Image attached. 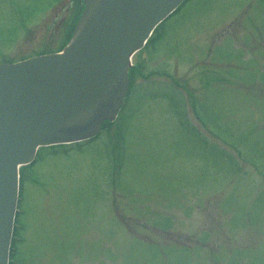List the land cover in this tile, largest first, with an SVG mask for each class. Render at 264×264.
Returning a JSON list of instances; mask_svg holds the SVG:
<instances>
[{
  "label": "rangeland",
  "instance_id": "374dc122",
  "mask_svg": "<svg viewBox=\"0 0 264 264\" xmlns=\"http://www.w3.org/2000/svg\"><path fill=\"white\" fill-rule=\"evenodd\" d=\"M76 10L0 0V62L60 47ZM133 65L108 130L28 169L22 264H264V0H188Z\"/></svg>",
  "mask_w": 264,
  "mask_h": 264
},
{
  "label": "water",
  "instance_id": "95a60500",
  "mask_svg": "<svg viewBox=\"0 0 264 264\" xmlns=\"http://www.w3.org/2000/svg\"><path fill=\"white\" fill-rule=\"evenodd\" d=\"M184 0H84L63 53L0 63V264H9L19 169L40 147L95 138L130 89L132 57Z\"/></svg>",
  "mask_w": 264,
  "mask_h": 264
},
{
  "label": "trees",
  "instance_id": "16d2710c",
  "mask_svg": "<svg viewBox=\"0 0 264 264\" xmlns=\"http://www.w3.org/2000/svg\"><path fill=\"white\" fill-rule=\"evenodd\" d=\"M81 3H82V0H78V1H77V4L79 5V10H76V11H75V12H76V13H75L76 15H75V17H74V19H73V22L70 24V28H69V30H68V33H67L66 38H65L64 41H63V44H62L60 47H58L57 49H51V50H48V51H46V52H42L41 54H46V53H51V52H58V51H61V49H63V48L68 44V42L70 41V39H71V37H72L73 30H74L75 25H76L75 23H76V21L78 20L80 14H81V11H82V4H81ZM52 31H54V30H52ZM38 55H39V54H38ZM24 59H26V58H24ZM6 60H7V62H17V61H15V60H9V59H5V60H3V61H6ZM22 60H23V59H22ZM138 73H139V67L136 66V65H133V67H132L131 70H130V79H131V81H132V84H133L134 79H135V77H136V75H137ZM133 85H134V84H133ZM133 85H132V87H133ZM132 87H131V90H132ZM181 108H183V107H178V106L176 105V107H175V111L178 112L177 115H179V118H180L182 124H184V125H186V126H189V122H188V120L186 119V117L184 116V114H182V112L180 111ZM108 125H109V126H108ZM109 127H111V123H110V122H106L105 125H104V130H105V129L108 130ZM70 146H72V145H69V146H66V147H70ZM51 151H52V153H55V154L58 153V151H57V147H56V146L52 147V148H51ZM28 168H29V166H25V167H22V169H21V189H22V191H21V196L24 195V194H23V192H24L23 184H25L26 171H27ZM22 201H24V198H23ZM21 207H22L23 212H22V213H19V214L17 215V219H18V222L20 223L21 229H17V230H16V234L20 235V237L23 235L22 232H21V230H22V226H23V229H24V225H23V221H22V219H23L22 216L25 215V210H24L23 202H22ZM18 243H19V241H17V240H14V242H13V245H14V247H15V249H16V252H14L13 256H14V258H16L17 260L21 261L22 259H21V257H19ZM16 247H17V248H16ZM11 264H14V263H11ZM16 264H17V263H16Z\"/></svg>",
  "mask_w": 264,
  "mask_h": 264
}]
</instances>
